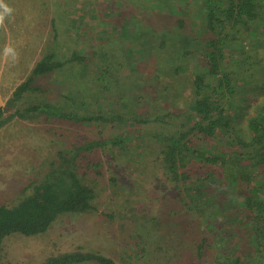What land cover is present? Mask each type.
Returning <instances> with one entry per match:
<instances>
[{
  "label": "trees",
  "instance_id": "1",
  "mask_svg": "<svg viewBox=\"0 0 264 264\" xmlns=\"http://www.w3.org/2000/svg\"><path fill=\"white\" fill-rule=\"evenodd\" d=\"M141 1L106 4L98 33L108 41L109 49H92L103 65L89 81L100 91L111 92L110 84H120L118 77L124 72L139 84L137 91L130 84L118 99L112 97L111 108L106 110L98 96L91 100L94 110L91 102L77 100L68 92L65 102L80 106L83 113L60 111L63 107L45 99L30 102L0 119V128L13 117L28 123L40 118L57 120L78 127L159 123L162 131L139 134L136 140L151 139L158 144L154 160L169 181L165 187V201L170 202L167 217L172 219L181 210L188 215L187 224L197 225V235L178 246L179 253L169 255L171 263L264 264V0ZM78 16L74 13L71 23L80 28ZM144 20L156 22L151 26ZM159 23L165 31H157L154 26ZM57 56L56 48H51L33 64L0 108V117L25 94L47 92L37 84L38 78L67 63H84L77 51L64 61ZM147 63L154 67L149 75L153 73L159 85L157 94L146 98L151 87L146 86ZM161 77L166 82L161 83ZM178 98L186 100L185 106L170 110ZM149 99L160 106L154 115L146 113L147 107L156 109ZM127 135L64 146L48 162L41 183L32 186L18 203L0 205V263L7 237L42 234L63 215L95 210L97 193L87 176L104 173L98 158L113 157L108 153L112 148L122 150L128 139L135 138L131 131ZM109 181L116 186L117 178L112 176ZM152 220L164 228L159 219ZM176 221L165 223L166 234L176 231L174 244L184 243L188 232L174 230V225H181ZM89 261L116 264L110 257L79 249L40 264Z\"/></svg>",
  "mask_w": 264,
  "mask_h": 264
},
{
  "label": "rangeland",
  "instance_id": "2",
  "mask_svg": "<svg viewBox=\"0 0 264 264\" xmlns=\"http://www.w3.org/2000/svg\"><path fill=\"white\" fill-rule=\"evenodd\" d=\"M111 1L114 0H5L14 9V20L11 23L6 20V27L0 28V108L26 78L33 64L51 48H56L60 61L68 59L73 52H80L84 63H67L61 70L38 78L37 84L47 88V92L25 94L0 119L7 118L16 107L22 109L27 103L43 99L63 107L59 108L60 111L65 108L83 113L80 106L65 102L63 97L68 92L75 94L77 100L84 98L88 104L98 96V103L102 104V110H106L111 108L108 104L112 103V97L118 99L130 84L136 88L133 92L137 91L139 84L131 81L132 77L124 75V72L118 77L120 84H110L111 92L100 91L89 82L103 65L92 55V49L98 50L103 46L109 49L108 41L99 36L98 23L103 20L106 4ZM73 12L81 16H78L77 23L80 28L71 23ZM151 22L156 21H145L152 26ZM53 25L57 37L55 41ZM154 27L157 31H165L163 24ZM6 45L16 49L18 59L13 61L10 56H4ZM144 66L146 86H151L149 93H144L147 98L153 92L157 94L156 85L159 83L153 73L149 75L154 67L149 63ZM162 78L160 82H166ZM148 102L156 109L147 107L146 113L154 115L160 111L159 103L155 104L151 99ZM184 102L186 100L178 98L170 110L182 109ZM91 103L96 110L95 102ZM162 108L166 110L165 106ZM163 128L156 122L121 128L104 124L78 127L43 118L36 123H28L17 117L4 124L0 128V205L7 206L18 203L31 192L32 186L42 182L48 162L54 161L64 146L66 148L90 138L110 140L115 135L128 136L129 131L135 138L128 139L122 150H108L113 157L100 155L97 161L104 170L101 176H87L97 193L94 211L63 215L42 234L7 237L0 264H40L51 256L78 249L100 253L116 264H172L169 255L172 257L179 253L178 246L197 235V225L187 224L188 215L182 214L181 210L172 219L167 217L170 202L165 201L168 191L165 187L169 186V181L161 175L162 165L154 160L159 152L158 144L151 139L148 142L136 140L139 134H155ZM112 176L117 178L116 186L109 181ZM152 218L159 219L164 228L156 227ZM174 218L181 225H174L173 229L188 232L184 243L174 244L176 231L166 234L165 223H171V220L175 223Z\"/></svg>",
  "mask_w": 264,
  "mask_h": 264
},
{
  "label": "clouds",
  "instance_id": "3",
  "mask_svg": "<svg viewBox=\"0 0 264 264\" xmlns=\"http://www.w3.org/2000/svg\"><path fill=\"white\" fill-rule=\"evenodd\" d=\"M11 23L14 20V9L5 3V0H0V28L6 27L5 21ZM5 57H11L13 61L18 59V53L14 47L6 45L3 49Z\"/></svg>",
  "mask_w": 264,
  "mask_h": 264
}]
</instances>
